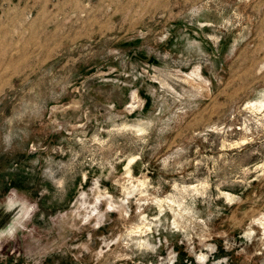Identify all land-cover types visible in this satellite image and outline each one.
Here are the masks:
<instances>
[{
  "label": "rangeland",
  "instance_id": "obj_1",
  "mask_svg": "<svg viewBox=\"0 0 264 264\" xmlns=\"http://www.w3.org/2000/svg\"><path fill=\"white\" fill-rule=\"evenodd\" d=\"M0 264H264V0H0Z\"/></svg>",
  "mask_w": 264,
  "mask_h": 264
},
{
  "label": "bare ground",
  "instance_id": "obj_2",
  "mask_svg": "<svg viewBox=\"0 0 264 264\" xmlns=\"http://www.w3.org/2000/svg\"><path fill=\"white\" fill-rule=\"evenodd\" d=\"M9 216V215H8Z\"/></svg>",
  "mask_w": 264,
  "mask_h": 264
}]
</instances>
